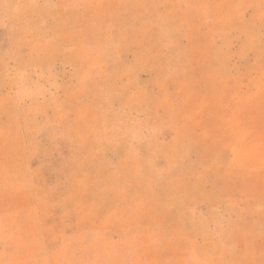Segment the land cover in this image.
Masks as SVG:
<instances>
[{
	"label": "rangeland",
	"instance_id": "374dc122",
	"mask_svg": "<svg viewBox=\"0 0 264 264\" xmlns=\"http://www.w3.org/2000/svg\"><path fill=\"white\" fill-rule=\"evenodd\" d=\"M0 264H264V0H0Z\"/></svg>",
	"mask_w": 264,
	"mask_h": 264
}]
</instances>
